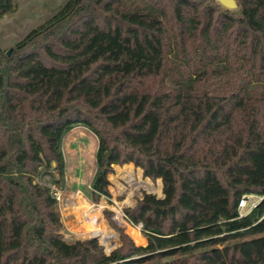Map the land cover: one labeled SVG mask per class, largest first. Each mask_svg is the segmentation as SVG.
<instances>
[{
	"label": "trees",
	"instance_id": "trees-1",
	"mask_svg": "<svg viewBox=\"0 0 264 264\" xmlns=\"http://www.w3.org/2000/svg\"><path fill=\"white\" fill-rule=\"evenodd\" d=\"M237 2L68 0L0 50V264H264V0ZM16 10L0 0V18ZM77 126L99 140L94 201L115 165L162 179L163 197L125 208L146 245L136 228L110 254L61 233L37 179L64 189ZM246 194L263 199L240 216Z\"/></svg>",
	"mask_w": 264,
	"mask_h": 264
},
{
	"label": "rangeland",
	"instance_id": "rangeland-1",
	"mask_svg": "<svg viewBox=\"0 0 264 264\" xmlns=\"http://www.w3.org/2000/svg\"><path fill=\"white\" fill-rule=\"evenodd\" d=\"M67 1L17 0V10L0 18V50L7 52L11 48L14 50L18 42L22 41L34 28L46 23L63 8ZM214 1L224 7L219 0ZM76 138L77 140L74 141L72 134H70L64 138L63 143V150L66 159H68L66 162V180L64 189L58 188V190L60 191L59 206L63 221L61 233L64 238L69 242H75L76 240H85L97 235L100 243L105 248V252L110 254L122 245L119 229H122L138 244L132 235L134 228H136L146 239L145 244L138 245H146L148 240L142 232V225H133L127 218L125 208L136 205L145 192L163 197L162 179H156L146 175L144 169L134 163L115 165L114 172L109 175L111 198L102 196L100 200L94 201L91 198L90 192L91 181L97 168L96 146L98 145V141L85 128H81V131L76 134ZM66 140H69V145L68 142L66 143ZM128 165L132 166L128 167ZM54 174H57V172ZM51 178L48 175L37 180L43 183L48 181V184L53 188L55 186L50 182ZM79 200L95 208L101 207L104 226L115 236L114 239L116 240V245L111 251H108L107 246L104 244L102 237L104 233L96 228L93 209L88 210L84 215L74 219L65 220V213L71 212ZM105 210L112 212V221L114 224L109 223L105 217ZM88 219H91L94 226L92 232L76 233L73 231V227L82 225ZM96 229L101 232H97Z\"/></svg>",
	"mask_w": 264,
	"mask_h": 264
},
{
	"label": "bare ground",
	"instance_id": "bare-ground-1",
	"mask_svg": "<svg viewBox=\"0 0 264 264\" xmlns=\"http://www.w3.org/2000/svg\"><path fill=\"white\" fill-rule=\"evenodd\" d=\"M90 209H93L94 214H95L96 228L101 230L104 233L103 241L110 243V244L116 243V240L114 239V235L109 230H107L104 226L103 217L101 215V207L95 208L94 206L89 205L87 203H81V204L79 203V205L75 206L71 212L65 213V217H66L65 220L74 219L76 217L84 215ZM117 210H119V209H117Z\"/></svg>",
	"mask_w": 264,
	"mask_h": 264
},
{
	"label": "built area",
	"instance_id": "built-area-1",
	"mask_svg": "<svg viewBox=\"0 0 264 264\" xmlns=\"http://www.w3.org/2000/svg\"><path fill=\"white\" fill-rule=\"evenodd\" d=\"M53 194L58 199L60 198V191L58 188L53 187ZM263 199L262 196L257 194H246L239 201V213L240 216H244L248 214L251 210H253Z\"/></svg>",
	"mask_w": 264,
	"mask_h": 264
},
{
	"label": "crops",
	"instance_id": "crops-1",
	"mask_svg": "<svg viewBox=\"0 0 264 264\" xmlns=\"http://www.w3.org/2000/svg\"><path fill=\"white\" fill-rule=\"evenodd\" d=\"M81 128H85L86 130H89V132H91V134H93L94 139H96V140L98 141V145H99L98 137H97V136H96V135H95L90 129H88V128L85 127V126H78V127L73 128L71 131H69V132L66 134V136L72 134V139H73L74 141L77 140V138H76V134H77L78 132L81 131ZM81 133L83 134V132H81ZM66 136H65V137H66ZM65 137H64V138H65ZM69 140H70V139H69ZM69 140H68V141L66 140V143L68 142V145H69ZM63 143H64V141H63ZM98 145L96 146V152H97V149H98ZM63 152H64V150H63ZM64 156H65V153H64ZM65 160H66V162H67V160H68V159H66V156H65ZM95 173H96V171H95ZM95 173H94V175H95ZM93 178H94V176H93ZM93 178H92V181H93ZM92 181H91V184H92ZM79 203L81 204V203H84V202H81V201L79 200V202H78L75 206H78ZM69 220H71V219H69Z\"/></svg>",
	"mask_w": 264,
	"mask_h": 264
},
{
	"label": "water",
	"instance_id": "water-1",
	"mask_svg": "<svg viewBox=\"0 0 264 264\" xmlns=\"http://www.w3.org/2000/svg\"><path fill=\"white\" fill-rule=\"evenodd\" d=\"M219 2L226 7L227 9H237L238 8V2L237 0H219ZM13 49L11 48L8 51V55H11ZM94 237H97V235H94Z\"/></svg>",
	"mask_w": 264,
	"mask_h": 264
}]
</instances>
